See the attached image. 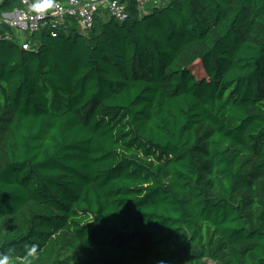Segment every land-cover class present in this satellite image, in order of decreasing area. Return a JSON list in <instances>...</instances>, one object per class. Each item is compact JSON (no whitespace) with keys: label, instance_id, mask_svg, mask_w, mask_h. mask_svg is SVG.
<instances>
[{"label":"trees","instance_id":"1","mask_svg":"<svg viewBox=\"0 0 264 264\" xmlns=\"http://www.w3.org/2000/svg\"><path fill=\"white\" fill-rule=\"evenodd\" d=\"M161 1L0 42L12 264H264V0Z\"/></svg>","mask_w":264,"mask_h":264},{"label":"built area","instance_id":"2","mask_svg":"<svg viewBox=\"0 0 264 264\" xmlns=\"http://www.w3.org/2000/svg\"><path fill=\"white\" fill-rule=\"evenodd\" d=\"M0 0V42L15 40L22 43L23 48L32 47L29 36L44 30H59L67 24V20L74 19L83 30L92 29L96 19L107 12L119 21L129 16V0H54L53 7L43 13L31 10V5L37 0H16L18 5L10 9H1L4 2ZM144 12L148 4L157 6L159 0H135Z\"/></svg>","mask_w":264,"mask_h":264},{"label":"clouds","instance_id":"3","mask_svg":"<svg viewBox=\"0 0 264 264\" xmlns=\"http://www.w3.org/2000/svg\"><path fill=\"white\" fill-rule=\"evenodd\" d=\"M54 0H37L36 3L31 5V10L37 13H43L53 7ZM26 259L35 258L37 255V245L26 247ZM11 249L8 253H0V264H12ZM28 264H31V259H28Z\"/></svg>","mask_w":264,"mask_h":264},{"label":"rangeland","instance_id":"4","mask_svg":"<svg viewBox=\"0 0 264 264\" xmlns=\"http://www.w3.org/2000/svg\"><path fill=\"white\" fill-rule=\"evenodd\" d=\"M160 1V3L162 2L161 0H159ZM148 5H151L150 3L148 4ZM30 37V36H29Z\"/></svg>","mask_w":264,"mask_h":264}]
</instances>
